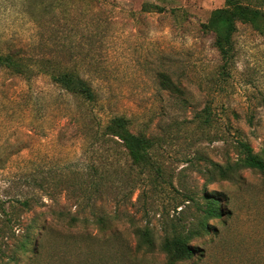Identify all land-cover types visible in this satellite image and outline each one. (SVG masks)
Segmentation results:
<instances>
[{
	"label": "rangeland",
	"instance_id": "374dc122",
	"mask_svg": "<svg viewBox=\"0 0 264 264\" xmlns=\"http://www.w3.org/2000/svg\"><path fill=\"white\" fill-rule=\"evenodd\" d=\"M223 4L0 0V52L33 73L0 68V264H15L7 257L25 235L40 248L34 264L77 261L61 214L82 220L89 264H167L159 243L197 228L206 195L220 216L177 264H264V174L235 167L241 142L264 159V34L238 23L222 70L202 24ZM46 70L78 72L95 101L68 94ZM159 73L182 94L161 90ZM113 117L154 142L153 167L129 168L118 141L102 135ZM211 163L232 169L223 178ZM145 227L156 248L138 252L134 230Z\"/></svg>",
	"mask_w": 264,
	"mask_h": 264
},
{
	"label": "trees",
	"instance_id": "16d2710c",
	"mask_svg": "<svg viewBox=\"0 0 264 264\" xmlns=\"http://www.w3.org/2000/svg\"><path fill=\"white\" fill-rule=\"evenodd\" d=\"M163 11V8L144 4V11ZM248 24L254 30L264 34V0H224L222 7L212 10L202 28L211 32L214 38V46L217 49L222 61V70L229 66V62L233 57L232 37L236 32L237 24ZM0 68L8 70L14 75L28 78L32 73V68L28 66L20 57L12 52H0ZM42 74L49 78L62 90L72 96L82 98L87 102L95 101V93L92 88L83 81L78 72L69 71H42ZM158 84L161 90L172 93L182 94L179 86L172 81L166 73L158 74ZM206 119V118H205ZM204 119V121H205ZM206 122V121H205ZM129 121L124 117H113L104 125L99 126L103 136H110L118 141L125 151V159L129 168H137L139 173L153 167V159L151 151L154 142L141 135L133 134L128 129ZM243 158L235 163L237 168H248L256 170L264 174V159L259 154H254L251 148L244 143H240ZM212 170L217 172L221 177H226L231 166L222 167L218 164L211 163ZM234 167V168H235ZM205 208L202 209L203 218L199 220L197 228L182 230V232L170 237H165L158 245L159 250L164 254L167 264H177L180 261L192 257L198 249L194 248L190 243L194 237L200 236L202 233L209 232V224L207 220L212 216H220V208L218 200L212 195H206ZM62 215V216H61ZM60 215V221L65 225V231L61 232L63 236L73 238L72 248L77 255V261L71 264H89L86 260H82V240L88 239L85 233L79 228L82 227V220L76 216ZM65 217V218H64ZM64 220V221H63ZM102 219L98 218L94 224L101 225ZM84 225V224H83ZM82 229V228H81ZM136 236L135 249L138 252H151L156 248V242L149 228H135ZM24 236V240L20 242L9 257L7 263L15 264H34L39 256V245L36 241H31ZM30 244V245H29ZM30 246V256L26 257L24 262L21 257L27 255V248ZM94 264V263H93Z\"/></svg>",
	"mask_w": 264,
	"mask_h": 264
}]
</instances>
